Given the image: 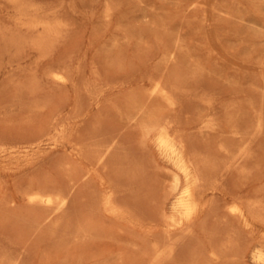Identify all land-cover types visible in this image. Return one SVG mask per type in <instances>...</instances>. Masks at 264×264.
<instances>
[{
	"label": "rangeland",
	"instance_id": "1",
	"mask_svg": "<svg viewBox=\"0 0 264 264\" xmlns=\"http://www.w3.org/2000/svg\"><path fill=\"white\" fill-rule=\"evenodd\" d=\"M15 1L0 0V264H264L246 254L260 239L259 226L225 213L228 189L208 196L215 215L209 207L180 233L167 230L175 168L144 134L145 125L170 116L191 143L214 154L220 145L256 138L258 154L249 164L255 177L245 183L252 192L262 188L264 178L253 182L264 176V0ZM58 70L67 80L53 76ZM161 78L174 106L148 95ZM205 118L211 127L200 133ZM110 126L129 141L117 155L124 163L117 174L131 185L127 217L97 212L101 173L80 179L89 167L86 141L110 135ZM142 134L148 138L141 141ZM36 188L72 191L70 203L58 209L31 202L27 195ZM155 243L174 250L154 256ZM212 250L221 258H210Z\"/></svg>",
	"mask_w": 264,
	"mask_h": 264
},
{
	"label": "bare ground",
	"instance_id": "2",
	"mask_svg": "<svg viewBox=\"0 0 264 264\" xmlns=\"http://www.w3.org/2000/svg\"><path fill=\"white\" fill-rule=\"evenodd\" d=\"M15 1V0H14ZM16 2V1H15ZM33 8V7H32ZM33 13V12H32ZM21 17V16H20ZM34 17V16H33ZM35 18V17H34ZM37 20V19H36ZM55 20V19H54ZM18 21V20H17ZM33 21V19L31 20V22ZM22 22V21H21ZM24 22V21H23ZM54 23V21H51ZM25 23V22H24ZM28 23V22H27ZM33 23V22H32ZM63 23V22H62ZM26 24V23H25ZM31 23L29 22V25ZM34 24V23H33ZM38 25V24H37ZM31 26H33L31 24ZM48 27V26H47ZM63 29V28H62ZM50 34V33H49ZM51 36V35H50ZM48 37V36H47ZM56 38V37H55ZM42 39V38H41ZM47 39V38H46ZM54 39V38H53ZM48 41V40H47ZM45 53V52H43ZM122 67V66H121ZM107 71V70H106ZM54 73V71H52ZM110 72V71H109ZM112 75V74H111ZM47 76V75H46ZM56 79L61 80V81H65L66 76L60 72L59 70L57 72L54 73L53 75ZM67 80V79H66ZM150 80V78H149ZM163 79H156L153 82V87L150 90V93L148 95L152 96H161L163 97L167 103H169L168 105L170 106H174L175 104V100L173 95L170 93L169 90H167L164 86H163ZM15 85V84H14ZM37 85V84H36ZM95 88H97L95 86ZM39 89V88H38ZM145 90V89H144ZM172 90V89H171ZM98 91V90H97ZM149 91V90H148ZM31 92V91H30ZM104 92V91H103ZM147 92V91H146ZM96 94V93H95ZM100 94V92H99ZM103 94V93H102ZM121 94V93H120ZM32 95V94H31ZM101 95V94H100ZM99 95V96H100ZM123 95V94H122ZM146 96V95H145ZM130 97V96H129ZM202 97V96H201ZM97 98V97H96ZM128 98V97H127ZM37 99V98H36ZM129 99V98H128ZM201 99V98H200ZM211 99V98H209ZM133 100V99H132ZM112 101V99H111ZM110 101V103H112ZM213 101V99H212ZM239 101V100H238ZM109 102V101H108ZM107 102V103H108ZM136 102V101H135ZM134 102V103H135ZM241 102V101H240ZM133 103V104H134ZM211 103V102H210ZM136 104V103H135ZM142 104V103H141ZM147 104V103H146ZM132 106V105H131ZM142 106V105H141ZM117 107V106H116ZM143 108V107H142ZM229 108V107H228ZM136 109V108H135ZM214 109V107H213ZM212 109V110H213ZM211 110V112H212ZM230 110V109H229ZM119 111V110H118ZM210 111V110H209ZM208 111V112H209ZM233 111V110H232ZM120 112V111H119ZM230 112V111H229ZM259 112V111H258ZM122 113V112H121ZM120 113V114H121ZM141 114V113H140ZM62 115V114H61ZM68 115V113H67ZM70 115V114H69ZM122 117H126V115L123 116V114H121ZM189 115H191L189 113ZM216 115V114H215ZM203 116V115H202ZM128 117V115H127ZM170 117V116H169ZM167 117L166 118H159L157 119L155 122H153L150 125H145V133L146 135H150V138L153 139V143L156 146L157 150L159 151V153L165 157L175 168V171H171V169L169 171H171L173 173V181L172 184L170 185V192L168 194V197L165 195V197H167V199H169V196H171V204H172V210H173V214L171 216H169L166 219V224L168 227V231H182V229H184V227H187L188 224H191L194 222H196V220L199 218L200 214L203 212H206V216H208L207 214V210L209 209V207H211L210 209L213 210V212L209 211V215L212 217V214H214V211H218L216 210V203H215V207L213 206V201L209 198L208 196L210 194H216V192H223L225 190L228 189L227 194L228 197L225 198L226 201V205L227 208L225 210V213L230 216L233 217L235 219H237L239 222L243 223L247 226H259L260 228V239H257V243L252 244L251 246L247 247V252H250V256L252 255V257L258 261H262L264 260V184L262 186V188H260L258 186V190L257 191H251V187H249L248 185L246 186V178L250 177H255V176H250L252 175V171L251 168L249 166L250 162H252V160L254 159L255 155V145L257 148L259 147V141L258 143H256V138H252L251 140H245L243 142H241L238 145H235L234 147H228V146H224V145H220L216 154H214V151L209 147V145H204L202 146L199 142V146H197V142L195 143L194 140L190 141V137H188V135H191L190 133L188 135L181 133L180 129L181 126L178 125L176 122H174L173 120H169ZM174 117V116H173ZM211 117H215V116H211ZM58 118V117H57ZM69 118V117H68ZM218 118V117H217ZM56 119V117H55ZM131 119V118H128ZM174 119V118H173ZM175 120V119H174ZM68 121V120H66ZM130 121V120H129ZM51 122V121H50ZM99 122V121H98ZM211 119L209 118H205L202 119L197 126L198 130L201 131L200 133L204 132V130L209 129L211 127ZM216 122V121H215ZM64 123V121H63ZM220 123V122H219ZM230 123V122H229ZM62 124V123H61ZM83 124V123H82ZM100 124V123H99ZM98 124V126H99ZM196 124V123H195ZM233 124V122H232ZM49 125V124H48ZM102 124H100L101 126ZM258 125V124H257ZM264 125V124H263ZM50 127V126H49ZM115 126H113V129L111 128V130L109 131L107 129L108 133H111L110 135L107 136H103L101 138H95L92 139L90 141H86L87 144L85 145L86 151H89V153L86 156V160L89 161V167L87 169H84L80 179H84V178H91L94 176V174H99L101 173L100 176V180H99V191L97 192V199L96 202L94 201V203L97 204L98 207V211L96 209L97 212L100 213H104L110 217H127L128 214L130 216V211L129 208L131 206L129 199L127 198V194H126V186L125 185H130L129 181H127L126 184H124V182L121 179V175H118L117 171H119L120 167L124 164H121L122 161H120L119 158H117L118 155V150L121 148L120 145L123 143H127L125 140L128 141V139L126 137H124V140L121 139V137L118 134H114L117 130L119 131V129ZM126 127V126H125ZM219 127V125H218ZM261 127V125L259 124L258 129ZM263 127V126H262ZM58 128V127H57ZM56 128V129H57ZM77 128V127H76ZM96 127H94L93 130H95ZM107 128V127H106ZM223 128V127H222ZM241 129V127H239ZM49 129V128H48ZM63 129L64 132V127L61 128V130ZM80 129V128H79ZM97 129V128H96ZM102 129V128H100ZM126 129V128H125ZM224 129V128H223ZM226 129V127H225ZM99 130V129H98ZM112 130H116L114 133L111 132ZM122 130V129H121ZM212 130V129H211ZM210 130V131H211ZM231 130V129H230ZM236 130V129H235ZM97 131V130H95ZM94 131V132H95ZM100 131V130H99ZM105 130V126H104V130ZM117 131V132H118ZM197 131V130H196ZM237 131V130H236ZM257 131V129H256ZM261 130H258V132H260ZM263 131V130H262ZM261 131V132H262ZM116 132V133H117ZM212 132V131H211ZM239 132V131H238ZM242 132V131H241ZM24 133V132H22ZM221 133V132H220ZM231 133V132H230ZM236 133V132H235ZM104 134V132H103ZM102 134V135H103ZM130 134V133H129ZM142 134V135H144ZM223 134V133H222ZM233 134V132H232ZM43 135V133H42ZM61 135V134H60ZM124 135V134H123ZM231 135V134H230ZM228 135V136H230ZM257 135V133H256ZM72 136V135H71ZM90 136V135H89ZM195 138L197 137L194 134ZM253 136H255L253 134ZM40 137V136H39ZM60 137V136H59ZM146 136L144 135V137H141V141L143 140V138H145ZM146 137V139L148 138ZM226 137V136H225ZM243 137V136H242ZM260 137V134H259ZM20 138V137H19ZM18 138V139H19ZM61 138V137H60ZM63 138V137H62ZM131 138V137H130ZM222 138V137H221ZM5 139V138H3ZM23 139V138H22ZM208 139V138H207ZM2 140V139H1ZM8 140V139H7ZM10 140V139H9ZM15 140V138H14ZM40 140V139H39ZM63 140V139H62ZM130 140V139H129ZM145 140V139H144ZM4 141V140H3ZM55 141V140H54ZM57 141V140H56ZM125 141V142H124ZM221 141V140H220ZM79 142V141H78ZM85 143V141H83ZM129 142V141H128ZM80 143V142H79ZM83 143V144H84ZM209 143V142H208ZM264 143V142H263ZM82 144V143H81ZM212 144V143H211ZM261 144V143H260ZM17 145V144H16ZM77 145V144H76ZM128 146L130 145L131 148V144H127ZM146 145V144H144ZM19 146V144H18ZM84 146V147H85ZM14 146H6L5 149H13ZM78 148L80 146H77ZM82 147V145H81ZM80 147V148H81ZM120 147V148H119ZM126 146H124V149ZM1 148H4L3 146H1ZM216 148V147H215ZM84 149V148H83ZM1 150V149H0ZM27 150V149H26ZM123 150V149H122ZM129 150V149H128ZM81 151V150H80ZM79 151V152H80ZM11 152V150L9 151ZM78 152V153H79ZM85 152V150H84ZM124 153V152H123ZM123 153H120V155H122ZM134 153V151L131 153V155ZM82 154V153H81ZM20 155V154H19ZM22 155V154H21ZM130 155V154H129ZM11 156V154H10ZM9 156V157H10ZM14 156V155H13ZM79 156V155H78ZM83 157H85V155H82ZM124 156V154L122 155ZM128 156V153L127 155ZM135 156V155H134ZM161 156V157H162ZM136 157V156H135ZM140 157V156H139ZM29 158V157H28ZM262 158V157H261ZM133 159V158H132ZM145 159V158H144ZM144 159L142 161H144ZM19 160V159H18ZM86 160H84L86 162ZM126 160V159H125ZM135 160V159H134ZM263 160V159H261ZM82 161V160H81ZM260 161V160H258ZM19 162V161H18ZM33 162V161H32ZM128 162H130L128 160ZM141 162V161H140ZM135 163V162H134ZM134 163H132L134 165ZM257 163V162H256ZM260 163V162H259ZM121 164V165H120ZM136 164V163H135ZM120 165V166H119ZM129 165V164H128ZM127 168L130 170V165ZM139 165V164H138ZM257 165V164H256ZM261 165V163H260ZM15 166V165H14ZM124 166V165H123ZM142 166V165H141ZM258 166V165H257ZM119 167V168H118ZM159 167V166H158ZM140 168V165H139ZM258 169L260 168L257 167ZM256 168V169H257ZM123 171H125V168H122ZM121 169V171H122ZM257 169V170H258ZM7 170V169H6ZM126 173H131V171ZM146 170V169H144ZM148 170V168H147ZM146 170V172H148ZM255 170V169H254ZM106 172L109 175L108 176H104L102 173ZM256 171V170H255ZM258 171H261L260 169ZM263 171V170H262ZM262 171L259 174H263ZM257 172V171H256ZM29 173V172H28ZM79 173V172H78ZM133 173V172H132ZM144 173V172H142ZM252 173V174H251ZM123 174V173H120ZM125 174V173H124ZM147 174V173H146ZM257 174V173H256ZM254 174V175H256ZM126 175V174H125ZM233 175V176H232ZM235 175H237V178H235L234 182L230 183V178L235 177ZM79 176V174H78ZM129 176V175H128ZM145 176V175H144ZM250 176V177H247ZM257 176V175H256ZM263 176V175H262ZM257 176L254 180L253 183H260L263 181L264 176ZM130 178V176H129ZM240 178H243L242 182H240L241 180H239ZM245 178V179H244ZM126 179V178H125ZM131 179V178H130ZM148 179V178H147ZM127 180V179H126ZM253 180V179H251ZM95 181V180H94ZM146 181V180H145ZM248 181V179H247ZM44 182V181H43ZM65 182V181H64ZM86 182V181H84ZM88 182V181H87ZM132 182V181H130ZM135 182V181H133ZM138 182V181H137ZM168 182V181H167ZM244 182V183H243ZM39 183V182H38ZM129 183V184H128ZM248 183V182H247ZM40 184V183H39ZM76 183L72 184L71 187L75 186ZM93 184V183H92ZM136 184V182H135ZM228 184H230V187H228ZM41 185H42V181H41ZM62 185V184H61ZM64 185V184H63ZM62 185V186H63ZM87 185H90L87 183ZM137 185H139V182L137 183ZM144 185V184H143ZM65 186V185H64ZM93 186V185H92ZM91 186V187H92ZM66 187V186H65ZM95 187V186H94ZM131 187V185H130ZM90 188V187H89ZM256 188V187H255ZM56 189V188H55ZM55 189L53 191H48V190H43V189H38L36 188L31 190L27 197L28 200H30L31 202H34L36 204H42V205H46L48 206H52L58 209H62L65 206H67L69 201V196L72 194H70V192L72 191H67L66 193H61V192H55ZM58 189V188H57ZM56 189V191H58ZM60 189V188H59ZM63 189V188H62ZM61 189V190H62ZM50 190V189H49ZM94 190V188H93ZM91 191V189H90ZM128 191V190H127ZM133 193V192H132ZM167 194V193H166ZM139 195V194H138ZM90 196V194H89ZM92 198V196H90ZM140 197V196H139ZM214 197V198H213ZM213 197L211 196V198L214 199V201H216L215 196L213 195ZM221 197V196H220ZM90 198V199H91ZM131 198V197H130ZM135 199V198H133ZM29 201V203H30ZM148 201V200H147ZM167 201V200H166ZM210 203H212V205L210 206ZM218 203V202H217ZM95 204V205H96ZM220 204V202L218 203ZM94 205V206H95ZM165 205V203H164ZM136 206V205H134ZM219 206V205H217ZM96 207V206H95ZM96 207V208H97ZM215 209H214V208ZM42 208V207H41ZM54 208V209H55ZM135 208V207H134ZM146 208V207H144ZM131 209V208H130ZM136 209V208H135ZM218 209V208H217ZM100 210V211H99ZM141 210V209H140ZM143 210V209H142ZM135 211V210H133ZM219 211H221L219 209ZM136 212H138L136 210ZM134 212V213H136ZM143 213V211H142ZM147 213V212H145ZM165 213V210H164ZM105 215V216H106ZM134 215V214H133ZM133 215H131L133 217ZM215 215V214H214ZM217 215V214H216ZM205 216V217H206ZM218 216V215H217ZM107 217V216H106ZM131 217V219H132ZM137 217V216H136ZM136 217H133L134 219H136ZM108 218V217H107ZM143 218V217H142ZM150 218V217H149ZM216 217H214L215 219ZM110 219V218H109ZM116 219V218H115ZM114 219V220H115ZM128 219V218H127ZM140 219V218H139ZM206 219H208V217H206ZM142 220V219H141ZM227 220V219H226ZM117 222H121L118 221L116 219ZM144 221V220H143ZM198 221V220H197ZM123 222V221H122ZM205 222V220H204ZM201 222V220L199 221L200 224L204 223ZM229 222V221H228ZM125 223V222H124ZM127 223V222H126ZM233 223V222H232ZM165 224V225H166ZM223 224V223H222ZM59 225V224H58ZM205 227L207 225L203 224ZM217 225V224H215ZM233 225V224H232ZM197 226V225H196ZM199 226V225H198ZM197 226V227H198ZM227 226V224L225 225ZM239 226V225H238ZM244 226V225H242ZM131 227V226H130ZM156 227V226H155ZM193 227V226H192ZM196 227V228H197ZM233 227V226H232ZM154 228V227H153ZM194 228V227H193ZM204 228V227H203ZM215 230H219L220 233L222 230H220L221 227H215ZM219 228V229H218ZM236 228V227H234ZM224 230V232L222 231L223 236L225 235V229L222 228ZM229 229V228H228ZM245 229V228H244ZM186 230V229H185ZM235 230V229H234ZM178 231V232H179ZM192 231V230H191ZM227 231V230H226ZM237 233L239 230H236ZM184 232V230H183ZM187 232H189V230H187ZM202 232V231H201ZM205 232V231H204ZM203 232V233H204ZM210 232V231H209ZM230 232V231H229ZM228 232V233H229ZM235 232V231H234ZM242 232V231H241ZM172 233V232H171ZM177 233V232H176ZM180 233V232H179ZM214 233V231L212 232ZM218 233V232H216ZM214 233V234H216ZM218 233V234H220ZM233 233V231H232ZM246 233V232H245ZM150 234V233H149ZM152 234V233H151ZM206 234V233H205ZM188 235V234H187ZM231 235V234H230ZM238 235V234H237ZM238 235V237H239ZM211 236V234H210ZM218 236V235H216ZM229 236V234H228ZM253 236V235H252ZM184 237V236H183ZM209 237V236H208ZM221 237V235H220ZM235 237V235H234ZM248 237V236H247ZM256 237V236H255ZM219 238V236H218ZM222 238V237H221ZM221 238H219L221 240ZM227 238V237H226ZM208 239V238H207ZM206 239V240H207ZM212 239V238H211ZM225 239V238H224ZM240 239V238H239ZM156 240V239H155ZM197 240V239H196ZM229 240V239H228ZM237 240V238H236ZM256 240V239H255ZM159 241V240H158ZM164 241V239H163ZM202 241V239H201ZM208 241V240H207ZM215 241V240H214ZM223 241V240H222ZM151 242V241H150ZM213 242V241H212ZM226 242V240H225ZM230 242V240L228 241ZM242 242V241H241ZM160 243V242H159ZM209 243V242H208ZM211 243V242H210ZM214 243V242H213ZM221 243V242H220ZM161 244V243H160ZM174 244V243H173ZM222 244V243H221ZM224 244V243H223ZM155 245V249L156 252L154 254L157 255L158 257L164 256L165 254H171L173 252V245L169 244L167 248H163L161 247L159 244ZM166 245V243H165ZM212 245V244H211ZM229 245V244H228ZM227 245V246H228ZM232 245V244H230ZM237 245V244H236ZM250 245V244H249ZM209 246V245H208ZM221 246V245H220ZM185 247V246H184ZM212 247V246H210ZM221 247H224V245H222ZM229 247V246H228ZM233 247V246H231ZM227 248V247H225ZM239 248V246H238ZM154 249V248H153ZM211 249V248H210ZM212 249H214L212 247ZM219 251L221 248H219ZM233 249V248H232ZM224 250V249H223ZM241 250V249H240ZM233 251L235 256L238 255L235 252L239 253V251ZM225 252H227V250H224ZM153 252V251H152ZM176 252V251H174ZM207 252V251H206ZM223 252V253H225ZM157 253V254H156ZM209 253V251H208ZM207 253V254H208ZM244 253V252H243ZM242 253V255H243ZM176 254V253H175ZM175 254H173L175 256ZM205 254V253H204ZM228 254V253H227ZM233 254V255H234ZM241 254V253H240ZM212 255V257H211ZM210 255V258H214V259H220L221 255L219 254L218 256V252L213 251ZM226 255V253H225ZM241 255V256H242ZM249 255V254H248ZM153 256V257H154ZM169 256V255H168ZM173 256V258H174ZM209 256V255H208ZM234 256V258H235ZM246 256V255H245ZM15 257V256H14ZM207 258V256H204ZM227 257V256H226ZM238 257V256H237ZM251 257V258H252ZM233 258V259H234ZM240 258V256H239ZM222 259H223V255H222ZM237 261V258H235ZM235 259L233 261H235ZM247 259V258H246ZM230 260V257H229ZM242 260V259H241ZM15 261V260H14ZM14 261L12 263H14ZM228 261V260H227ZM246 261V260H245ZM219 262V260H218ZM254 263V262H253ZM262 264V263H261Z\"/></svg>",
	"mask_w": 264,
	"mask_h": 264
}]
</instances>
